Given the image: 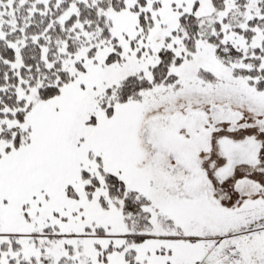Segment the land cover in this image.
<instances>
[{"label": "snow or ice", "instance_id": "snow-or-ice-1", "mask_svg": "<svg viewBox=\"0 0 264 264\" xmlns=\"http://www.w3.org/2000/svg\"><path fill=\"white\" fill-rule=\"evenodd\" d=\"M0 264H264V0H0Z\"/></svg>", "mask_w": 264, "mask_h": 264}]
</instances>
